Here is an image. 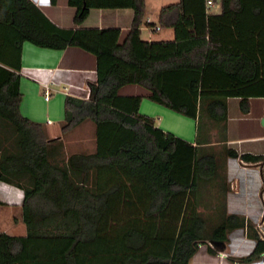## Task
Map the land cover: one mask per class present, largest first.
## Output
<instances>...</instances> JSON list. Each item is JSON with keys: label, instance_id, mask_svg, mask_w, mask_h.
I'll list each match as a JSON object with an SVG mask.
<instances>
[{"label": "trees", "instance_id": "16d2710c", "mask_svg": "<svg viewBox=\"0 0 264 264\" xmlns=\"http://www.w3.org/2000/svg\"><path fill=\"white\" fill-rule=\"evenodd\" d=\"M176 0L158 7L152 25L170 39L140 37L144 0H65L70 26L51 21L31 0H0V181L22 190L24 234L0 231V264H188L205 222L196 210L199 179L210 178L215 156L154 124L138 112L141 93L190 118L203 109L225 115L224 97L264 96V0ZM54 3L55 0H50ZM92 7H130L125 31L77 26ZM24 41L39 47L74 46L94 59L88 97L64 94L61 133L83 120L93 126V147L67 151L59 137L21 114L19 72ZM230 157L259 163L264 197V155L225 148ZM264 224V212L262 214ZM244 225L227 213L214 226L209 252ZM251 250L233 259L254 261L264 239L254 231Z\"/></svg>", "mask_w": 264, "mask_h": 264}, {"label": "crops", "instance_id": "0c3cea01", "mask_svg": "<svg viewBox=\"0 0 264 264\" xmlns=\"http://www.w3.org/2000/svg\"><path fill=\"white\" fill-rule=\"evenodd\" d=\"M51 21L60 26H70L71 25V15L73 8L65 2V0H55L54 3H51L50 0H31ZM145 3V0H144ZM216 9L213 12H218V4L216 2L212 3ZM64 9L67 15H69V19L63 20V18L59 15L57 17V9L56 7ZM211 6V5H210ZM212 7V6H211ZM70 8V9H68ZM158 11V9H157ZM212 12V11H211ZM132 16V10L130 7H92L89 8L87 15L85 18L77 24V26L81 27H105V26H116L119 27L121 31H125L130 23V19ZM154 17V18H153ZM157 17L156 14H147L144 15L145 23L140 26V37L147 40L154 39H170L173 36L172 29L169 27H159L157 29L154 28L155 25H152L151 22ZM154 19V20H153ZM162 28V29H161ZM142 30L150 31L145 36H142ZM162 31V32H161ZM153 35V36H151ZM155 37V38H153ZM20 63L22 68L25 67H40L42 71L39 73L38 80L34 78H29L21 75L19 80V88L21 92V99L19 102V110L21 114L28 116L29 118L39 121L42 125L44 135L47 139L53 137H59L67 134L61 133L59 128V123L62 117V99L64 93L59 89L61 85H53L54 89L51 91L50 95L47 99L43 98L42 93V85L40 80L47 79L49 77H53L56 81H70L79 84H88L89 81H93L95 79V71H94V59L93 57L80 50L74 46H67L62 49H52L46 47H39L30 42L24 41L21 46V56ZM120 93H141V99L138 105V112L147 114L153 117L156 120L154 124L159 126L165 131L171 132L186 141H189L193 145L197 147V150L200 153H211L215 156L216 150L215 145L218 142H225L226 146H232L239 144V147H242V151H248L250 153H263L264 154V131L254 132L248 136H219L217 135L218 129L222 126V121L225 118V124L228 119H230V114L227 112L226 102H228V98L224 97L225 102V115L222 118H213L209 116L203 109L200 111L203 112V116L200 117V114H197V117L190 118L181 113H178L164 105H161L157 102L150 100L145 95V89L138 84H125L120 87ZM232 97V96H231ZM233 99L237 100L236 106L237 110L234 115L238 113V115L246 114L250 112V99L254 98H264V96H253L248 98V106L246 111H242L238 105V97L233 96ZM199 111V112H200ZM258 113V114H257ZM256 113V117L258 119L264 115V102H262L259 110ZM202 118V119H201ZM201 120V122H200ZM84 121L76 124L72 127V129L78 127ZM200 122V123H199ZM200 124H203V128H200ZM224 124L223 127L226 125ZM264 127V125H263ZM70 129L69 132L72 130ZM68 132V133H69ZM250 142L251 145L242 146L241 143ZM257 142V143H256ZM233 145H228V144ZM256 143V144H255ZM93 147V146H92ZM92 149V148H91ZM90 149V150H91ZM241 149V148H240ZM236 150V149H235ZM79 151V150H78ZM245 162V161H244ZM250 165L254 164L253 162H246ZM244 163V164H246ZM256 170L259 174V178L261 179L259 170L260 165H255ZM20 190V192L18 191ZM22 198V190L18 187L0 181V204H11L13 205L20 204ZM199 196L196 198V203H199ZM232 212V211H231ZM230 213V211H229ZM235 213V212H233ZM226 215V214H225ZM224 215V217H225ZM201 216V215H200ZM212 215H210L211 218ZM253 215V219H255ZM223 217V219H224ZM223 219L220 221L222 223ZM247 218L243 216V221L245 226ZM259 225L262 223V214L260 219H258ZM216 224H209L208 234L206 238L202 239V242L198 244L196 251L189 257L188 264H246L240 263L234 260L232 255H244L247 254L254 243V239L249 237L246 234V230L244 231L242 227H234L227 231L226 240L221 248H215L213 252H209L207 249V244L209 243V236L212 228L216 226ZM239 229L241 234L240 240L243 238H247L249 240V246L245 249H240V240L239 242H233V235L235 229ZM255 232L260 237L259 230L256 229ZM244 231V232H243ZM264 234L263 230L260 232ZM247 236V237H246ZM230 245L232 247H227ZM218 250H226L227 253L225 256H220L217 254ZM240 256V255H238ZM256 262L252 264H262L260 258L254 260Z\"/></svg>", "mask_w": 264, "mask_h": 264}, {"label": "rangeland", "instance_id": "374dc122", "mask_svg": "<svg viewBox=\"0 0 264 264\" xmlns=\"http://www.w3.org/2000/svg\"><path fill=\"white\" fill-rule=\"evenodd\" d=\"M173 1L176 0H145L144 13L154 15L156 14L157 9L160 5ZM211 6H209V11L213 12L216 9L215 7L217 6H214L213 4H211ZM54 9H57L58 11V18L60 15L63 20L69 19V15H67L64 9L59 8V6ZM154 21H156V19ZM149 32L150 31L148 30H142L141 35L145 36ZM262 102H264V98H251L250 112L247 113V115H238V113L234 115L237 110V100L233 99L232 97H229L228 102H226V106L227 112L228 114H230L231 117L227 120L225 124V118L227 116L226 114L224 120L222 121V127L218 129L217 135L221 137H244L254 132L264 131V127L260 122V118L258 119V117H256V113L259 110ZM199 114L200 117L203 116L202 111H200ZM155 120L156 117L154 121ZM224 124L226 125L225 127H223ZM200 128H203V124H200ZM68 132L62 137L59 136V138H61L63 141V146L65 150L88 151L92 148L93 126L90 120L84 121L78 127L72 129L69 133ZM228 145L233 144L229 143ZM238 145L239 144H236L232 147L226 146L225 142H218V144L215 145L216 163L213 175L210 178L198 180L196 198L199 196L200 202L197 203L196 210L205 222L204 231L200 234L201 239L206 238V235L208 234L207 229L210 226L209 224H216L217 222H220L223 219L224 215L229 213V211L235 212L236 214L241 215L242 217H245L246 215L247 220L245 224H248L247 230L251 228V230L255 231V225L256 229H258L259 231H264L263 223L258 226V221H260L258 219H260L261 214H263L264 212V197L262 193L263 183L262 179L259 178V174L256 170L257 166H255H261L263 162L254 163L250 165L249 163L240 160L238 157H230L225 153V148L227 147H232L236 149L238 153L242 152V147H239ZM241 145L247 146L251 145V143L243 142L241 143ZM18 191L20 192V190ZM210 215H212L211 218ZM253 215H255V219L252 218ZM239 229L240 228L235 229L233 235H230L233 236L232 240L235 243L239 242L241 237V234L238 233ZM242 229L245 231L246 227H242ZM0 231H5L9 234L25 233V225L21 220V210L19 203L16 205H13V203L7 205L0 204ZM200 242L202 241H199V243ZM239 243V248L241 250L248 248V237L245 239L243 238V240L241 239ZM227 247L229 248L232 246L227 245ZM222 252L226 254L229 253L226 250H222ZM238 255H232V257H236Z\"/></svg>", "mask_w": 264, "mask_h": 264}, {"label": "built area", "instance_id": "2783aa9c", "mask_svg": "<svg viewBox=\"0 0 264 264\" xmlns=\"http://www.w3.org/2000/svg\"><path fill=\"white\" fill-rule=\"evenodd\" d=\"M205 4L206 6L209 7L212 4V0H206ZM154 28L157 29L158 26L155 25ZM40 71H42L40 67H25L19 70L21 75L29 77V78H34L35 80H38ZM40 82L42 85V93H43L44 99H47L51 91L54 89V87H51V86L60 85V83L61 85L59 86V89L64 94H68V95H72V96H76L80 98L88 97V91H89L88 84H79V83L70 82V81H62V82L56 81L52 76L47 79L40 80ZM259 233H260V238L264 239V234L262 233V231L261 232L259 231ZM217 254L220 256L226 255V253L222 252V250H218ZM260 259L262 261V264H264V251L261 252ZM254 262L256 261L247 262L246 264H252Z\"/></svg>", "mask_w": 264, "mask_h": 264}, {"label": "water", "instance_id": "95a60500", "mask_svg": "<svg viewBox=\"0 0 264 264\" xmlns=\"http://www.w3.org/2000/svg\"><path fill=\"white\" fill-rule=\"evenodd\" d=\"M260 122H261L262 125H264V115H262V116L260 117ZM259 173H260V170H259ZM209 243H211V241H209ZM220 248H221V247H220Z\"/></svg>", "mask_w": 264, "mask_h": 264}]
</instances>
